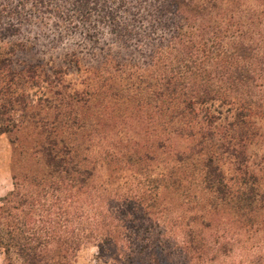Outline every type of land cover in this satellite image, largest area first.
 <instances>
[{"label": "trees", "instance_id": "16d2710c", "mask_svg": "<svg viewBox=\"0 0 264 264\" xmlns=\"http://www.w3.org/2000/svg\"><path fill=\"white\" fill-rule=\"evenodd\" d=\"M1 135L6 264H264V0H0Z\"/></svg>", "mask_w": 264, "mask_h": 264}, {"label": "rangeland", "instance_id": "374dc122", "mask_svg": "<svg viewBox=\"0 0 264 264\" xmlns=\"http://www.w3.org/2000/svg\"><path fill=\"white\" fill-rule=\"evenodd\" d=\"M47 57L46 61L50 66H57L61 60L58 54H55L50 60ZM75 79L74 77H72ZM252 165V161H251ZM12 189L10 176V147L8 139L5 135L0 136V197L4 196ZM157 239V236L154 237ZM120 250L111 248L103 253L98 254V251L93 246H87L76 253L68 264H124L120 259ZM0 264H6L3 251L0 250Z\"/></svg>", "mask_w": 264, "mask_h": 264}]
</instances>
